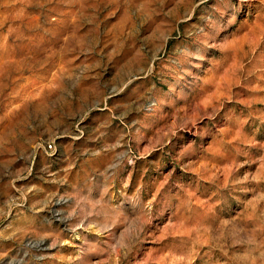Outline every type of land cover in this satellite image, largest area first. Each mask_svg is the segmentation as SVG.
I'll return each mask as SVG.
<instances>
[{
  "label": "rangeland",
  "instance_id": "1",
  "mask_svg": "<svg viewBox=\"0 0 264 264\" xmlns=\"http://www.w3.org/2000/svg\"><path fill=\"white\" fill-rule=\"evenodd\" d=\"M0 264H264V0H0Z\"/></svg>",
  "mask_w": 264,
  "mask_h": 264
}]
</instances>
